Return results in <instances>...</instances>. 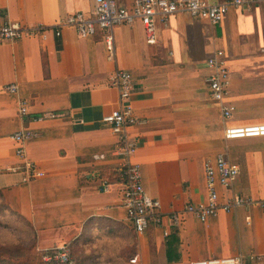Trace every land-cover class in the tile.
<instances>
[{"label": "crops", "instance_id": "obj_1", "mask_svg": "<svg viewBox=\"0 0 264 264\" xmlns=\"http://www.w3.org/2000/svg\"><path fill=\"white\" fill-rule=\"evenodd\" d=\"M117 1L128 7L133 0ZM94 7V0H0V25L51 27L76 12L89 17ZM113 39V55L100 31L82 38L63 28L58 37L50 30L44 38L0 43L4 204L31 228L41 252L64 244L75 250L86 240L84 245L100 244L98 255L121 264H191L233 256H241L243 264H264L262 206L219 212L205 223L185 214L178 228L168 218L204 200V163L220 153L240 167L232 192L264 201V136L223 138L226 126L264 124V6H231L216 25L180 12L165 23L155 21L151 43L138 22L115 27ZM216 51L224 52L230 77L225 102L234 110L228 120L205 82L211 72L207 59ZM117 70L130 73V104L145 120L128 129L137 143L131 162L165 215L162 225L151 223L141 235L132 231L121 207L123 186L115 175L119 139L101 122L118 104V92L109 86ZM11 84L14 93L4 90ZM22 100L25 117L17 112ZM46 113L57 117L34 121ZM22 129L34 133L23 146L26 160L43 173L26 182L12 138ZM94 155L103 160L93 161ZM218 190L222 200L224 191Z\"/></svg>", "mask_w": 264, "mask_h": 264}, {"label": "built area", "instance_id": "obj_2", "mask_svg": "<svg viewBox=\"0 0 264 264\" xmlns=\"http://www.w3.org/2000/svg\"><path fill=\"white\" fill-rule=\"evenodd\" d=\"M93 13L87 17L82 12H76L57 21L51 27L37 25L25 27L17 22H8L0 25V43L2 41L13 43L23 37H45L50 30L55 36L61 35L63 28H71L82 37L94 35L97 31L102 33V39L110 55L114 53L113 29L118 26H131L135 22L142 25L147 41H154L155 21L157 19L167 22L171 15L186 13L194 20H205L211 25L223 21L229 7H239L247 4H260L264 0H227L223 3H211L207 0H133L131 6H123L117 0H94ZM207 68L211 71L206 77L207 91L210 99L219 104L222 118L230 119L233 107L225 102L228 95L229 72L223 51H216L207 59ZM109 86L118 92V104L115 109L102 117L101 122L108 126L113 135L119 139L118 153L121 158L115 169L116 178L122 184L121 207L126 213V219L131 224L134 233L143 234L151 223L162 225L165 217L160 212L161 205L156 199L151 198L144 190L139 166L131 162L137 143L128 134V129L134 125L145 122L133 113L130 98L133 94V80L130 73L117 70L110 78ZM8 93H14L16 86L8 85L4 88ZM18 115L25 117L28 113L27 101L19 102ZM57 115L46 113L34 118V121L55 119ZM34 136L29 129H22L13 135V140L18 144L15 156L20 160L19 169L23 171V180L43 176L32 162L26 160L24 144ZM264 136V124L230 125L223 130L225 141ZM93 161H102L103 155H94ZM240 167L224 154L216 155L214 161L204 163L205 198L197 203H187L179 212L168 215L170 224L178 228L185 214L192 215L196 220L205 223L215 217L219 212L229 213L240 207L257 204L264 207V201H253L232 192V187L239 174ZM106 184V181H103ZM218 188L224 191L222 200ZM228 192V194H227ZM167 217V216H166ZM168 232L165 231L164 235ZM41 260L45 263L75 264L72 260L68 245L44 251ZM191 264H243L241 256L226 258H209L194 261Z\"/></svg>", "mask_w": 264, "mask_h": 264}, {"label": "rangeland", "instance_id": "obj_3", "mask_svg": "<svg viewBox=\"0 0 264 264\" xmlns=\"http://www.w3.org/2000/svg\"><path fill=\"white\" fill-rule=\"evenodd\" d=\"M35 241L36 237L31 228L18 214L10 210L0 197V258L14 259L22 261L24 264L31 259V256L41 253L36 249ZM99 246V243L94 245L83 244L76 247L75 250H71L75 254V258L80 260L79 263L82 261L83 264H121L109 256H107L108 258L103 256V259L96 257L99 254L96 250ZM102 252L109 254L105 250ZM34 261L35 264H39L38 259Z\"/></svg>", "mask_w": 264, "mask_h": 264}, {"label": "trees", "instance_id": "obj_4", "mask_svg": "<svg viewBox=\"0 0 264 264\" xmlns=\"http://www.w3.org/2000/svg\"><path fill=\"white\" fill-rule=\"evenodd\" d=\"M0 197H2V195ZM132 231L134 232L133 229H132ZM79 242H80L79 244L83 245V244H85L86 240H81ZM69 249H70V254H71L72 260L75 262V264H83L82 261L79 263L80 260L76 259L77 257L75 258V254L72 252L73 248L69 247ZM43 254H44V252H41V253H37V255H35V256L34 255L31 256V259L28 262L24 263V264H35L34 260H36V259H38L39 264H54V263H45V262H43L41 260V256ZM77 256L79 257L80 255H77ZM96 257H98L99 259H103V256H101V255H98ZM0 264H23V263H22V261H16L14 259L13 260H7V259H4V258H0Z\"/></svg>", "mask_w": 264, "mask_h": 264}]
</instances>
